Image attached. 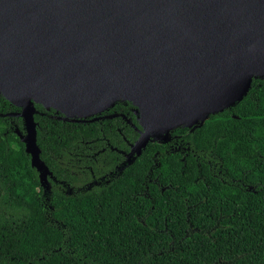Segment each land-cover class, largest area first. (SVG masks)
I'll list each match as a JSON object with an SVG mask.
<instances>
[{
  "label": "trees",
  "instance_id": "trees-1",
  "mask_svg": "<svg viewBox=\"0 0 264 264\" xmlns=\"http://www.w3.org/2000/svg\"><path fill=\"white\" fill-rule=\"evenodd\" d=\"M259 81L193 131L173 132L222 153L230 175L240 176L247 161H234L229 150L246 142L250 110L264 115V85L254 89ZM0 103V112L18 110L2 96ZM114 104L108 112L125 113ZM33 117L39 157L54 179L40 183L23 142L0 117V264H264V166L243 182L222 181L202 161L181 159L157 141L121 161L111 147L127 150L121 136L132 142L137 133L119 115L85 122ZM12 119L21 130L22 118Z\"/></svg>",
  "mask_w": 264,
  "mask_h": 264
},
{
  "label": "water",
  "instance_id": "water-1",
  "mask_svg": "<svg viewBox=\"0 0 264 264\" xmlns=\"http://www.w3.org/2000/svg\"><path fill=\"white\" fill-rule=\"evenodd\" d=\"M252 79H264V0H0V96L20 109L45 187L35 104L82 121L130 102L129 159L239 102Z\"/></svg>",
  "mask_w": 264,
  "mask_h": 264
},
{
  "label": "flooded vegetation",
  "instance_id": "flooded-vegetation-1",
  "mask_svg": "<svg viewBox=\"0 0 264 264\" xmlns=\"http://www.w3.org/2000/svg\"><path fill=\"white\" fill-rule=\"evenodd\" d=\"M260 81L258 83H256V87L254 89H258L259 85L263 84L264 85V79H259ZM251 84L250 87L248 89V91L251 88ZM242 100V99H241ZM238 103V102H236ZM235 103V104H236ZM116 104H119L121 106H124L125 109V113H118V112H108V109L111 108L112 106L108 107L107 109H104L103 111H101L100 113L94 114L92 116L86 117L85 119H83L81 122H85V121H94V120H99V119H103V118H113L117 115L120 116V118L122 119L124 125H128L131 129H133L136 133L137 136L136 138L132 141V142H128L124 136H121L123 141L126 142L128 149H122V148H118L116 146L111 147V149H113L116 153L120 154L122 156L121 161L124 159H126L127 153H129L130 149H131V145L132 143H134V141L137 139V137L139 136V132L141 130L140 125L138 124V121L135 118V115L132 111L133 107L131 105L130 102L127 101H118L116 102ZM234 104V105H235ZM13 105V104H12ZM232 105V106H234ZM3 103H0V107H3ZM14 106V105H13ZM16 107V106H15ZM42 107V106H41ZM18 108V107H16ZM43 108V107H42ZM121 107H119L120 109ZM229 108H231L230 106L226 107L225 109H223L220 112H224L225 110H228ZM19 108L17 111H13V110H8V111H4V112H0V117L2 118H7L6 121V130L5 131H10L13 132L14 134H16V136L19 138V135L17 134V131H19L22 134H25V129L22 125L21 130H19L18 126L14 123V120L12 119L14 116H18L17 113L19 112ZM37 111V109H36ZM256 110L255 108L251 109L249 114H251V118H252V125L249 128H246L244 131L247 135V140L246 142L242 143L241 145L238 144L237 142H234L231 147H230V155L231 158L234 161H247V171H245L243 168H239V173L240 176H235V175H230V173L228 172V169L224 166L223 160H222V153H211L208 152L206 149L199 147V148H195L194 146L191 145L189 138H185L186 136H183L182 133L183 132H179V133H174L173 131L175 129H172L170 131L169 136L166 138L165 142H161L162 144H166V147L170 150V152H176L181 159H186L190 162H194L197 160V164L202 161V163L204 165H206L209 170L212 169V171L214 172L213 174L218 176V178L222 181L225 180H231V181H242L243 179L247 176L246 174L250 171H253V168L256 167H263L264 166V123L262 125H255L254 122L262 119L264 120V115L259 117L257 115V113H254ZM131 112L133 114V117L136 121V124L133 123L130 120V117H127V113ZM217 112V113H220ZM36 113L39 114H43V115H48L49 117L55 118V119H60L59 117L61 116V114L59 112H55L53 109H49L46 110L44 109V111H37ZM35 113V114H36ZM215 114V113H214ZM229 116L233 117V118H238L239 116L237 114H234L233 112H229ZM21 118V117H20ZM209 118V116H208ZM207 118V119H208ZM205 119V120H207ZM21 123L23 124V121L21 120ZM179 128H184V132L185 133H189L191 131H193V129L195 128L194 125H191L190 127H179ZM119 131V128H117ZM223 129H221V132L219 133V136L222 139L224 137L223 134ZM232 130V129H231ZM233 131V130H232ZM184 133V134H185ZM188 137V136H187ZM236 138L237 135H236ZM237 140V139H236ZM158 143V142H157ZM90 152L87 153L85 156L87 157L88 160L92 161L96 152L89 148ZM40 150V149H39ZM78 155H83L82 153H78ZM135 154L131 153L130 157H133ZM90 158V159H89ZM237 159V160H235ZM121 161L119 162L121 165ZM30 162V160H29ZM118 163V164H119ZM115 164L113 170H117L119 169L120 165ZM213 166V168H212ZM90 166H88V169L90 170ZM79 169V166H76V170ZM50 170V169H49ZM112 170V171H113ZM111 171V170H110ZM111 173V172H109ZM246 175V176H245ZM50 177L52 179H54V177L52 176V172L50 171L49 173L46 174V179L47 177ZM93 177V176H92ZM247 178V177H246ZM261 179V178H258ZM264 179V178H262ZM264 185V184H262ZM249 188L251 189L252 185L248 184Z\"/></svg>",
  "mask_w": 264,
  "mask_h": 264
},
{
  "label": "rangeland",
  "instance_id": "rangeland-1",
  "mask_svg": "<svg viewBox=\"0 0 264 264\" xmlns=\"http://www.w3.org/2000/svg\"><path fill=\"white\" fill-rule=\"evenodd\" d=\"M83 119H85V118H83ZM83 119H82V120H83Z\"/></svg>",
  "mask_w": 264,
  "mask_h": 264
}]
</instances>
